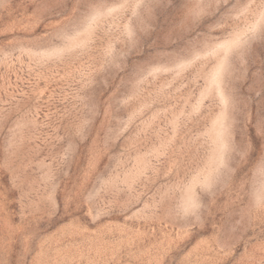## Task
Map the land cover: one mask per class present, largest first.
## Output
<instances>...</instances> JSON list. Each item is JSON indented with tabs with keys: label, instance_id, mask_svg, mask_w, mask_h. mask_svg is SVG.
<instances>
[{
	"label": "rangeland",
	"instance_id": "rangeland-1",
	"mask_svg": "<svg viewBox=\"0 0 264 264\" xmlns=\"http://www.w3.org/2000/svg\"><path fill=\"white\" fill-rule=\"evenodd\" d=\"M0 264H264V0H0Z\"/></svg>",
	"mask_w": 264,
	"mask_h": 264
}]
</instances>
